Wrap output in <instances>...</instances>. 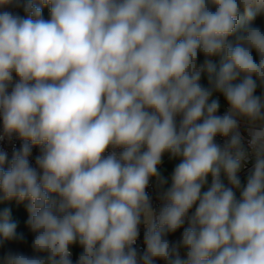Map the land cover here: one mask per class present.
Listing matches in <instances>:
<instances>
[{"label":"clouds","instance_id":"9594fccd","mask_svg":"<svg viewBox=\"0 0 264 264\" xmlns=\"http://www.w3.org/2000/svg\"><path fill=\"white\" fill-rule=\"evenodd\" d=\"M5 141L0 264H264V0H0Z\"/></svg>","mask_w":264,"mask_h":264},{"label":"built area","instance_id":"2783aa9c","mask_svg":"<svg viewBox=\"0 0 264 264\" xmlns=\"http://www.w3.org/2000/svg\"><path fill=\"white\" fill-rule=\"evenodd\" d=\"M13 11L15 12H18L21 16H24L26 15L24 12H23V9L22 8H18V9H13ZM13 143L15 144V146H19V141H13L12 143H9L7 141L5 142H0V147H3L5 150H8L9 152L11 151V148L13 146ZM38 153V150L34 149V155ZM149 192L150 194L153 195V205L154 207H156L157 209L159 208L160 206V202L156 199V189H155V186L151 187L149 189ZM142 236H143V228L141 230V241H140V246L142 247ZM179 237V234L174 237L173 239H177Z\"/></svg>","mask_w":264,"mask_h":264},{"label":"trees","instance_id":"16d2710c","mask_svg":"<svg viewBox=\"0 0 264 264\" xmlns=\"http://www.w3.org/2000/svg\"><path fill=\"white\" fill-rule=\"evenodd\" d=\"M43 15L45 18H48V9L47 8H44L43 10ZM10 205H0V207H9ZM14 215H15V212H14ZM26 219V217L23 216V214H21V219L18 223V230L20 231H25L26 229L24 228V224H23V220ZM179 233L176 234V236L178 235ZM174 236V237H176ZM143 237V236H142ZM174 237H171V239H173ZM31 238L30 234H29V239Z\"/></svg>","mask_w":264,"mask_h":264},{"label":"crops","instance_id":"0c3cea01","mask_svg":"<svg viewBox=\"0 0 264 264\" xmlns=\"http://www.w3.org/2000/svg\"><path fill=\"white\" fill-rule=\"evenodd\" d=\"M174 163L175 162L168 161L167 157H165L164 164L161 166V172L164 176H170Z\"/></svg>","mask_w":264,"mask_h":264},{"label":"water","instance_id":"95a60500","mask_svg":"<svg viewBox=\"0 0 264 264\" xmlns=\"http://www.w3.org/2000/svg\"><path fill=\"white\" fill-rule=\"evenodd\" d=\"M156 189V188H155ZM157 191V190H156Z\"/></svg>","mask_w":264,"mask_h":264}]
</instances>
